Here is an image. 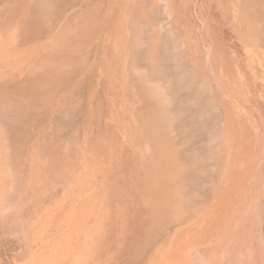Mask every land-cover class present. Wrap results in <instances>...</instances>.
I'll list each match as a JSON object with an SVG mask.
<instances>
[{
    "label": "rangeland",
    "instance_id": "obj_1",
    "mask_svg": "<svg viewBox=\"0 0 264 264\" xmlns=\"http://www.w3.org/2000/svg\"><path fill=\"white\" fill-rule=\"evenodd\" d=\"M42 1L0 0V99L14 100L8 116L0 102V264H237L245 252L264 264L251 0ZM22 16L39 19L26 28ZM63 68L74 96L50 118L55 96L35 104L25 91ZM146 100L164 144L144 138L156 131ZM163 146L186 170L170 175Z\"/></svg>",
    "mask_w": 264,
    "mask_h": 264
},
{
    "label": "bare ground",
    "instance_id": "obj_2",
    "mask_svg": "<svg viewBox=\"0 0 264 264\" xmlns=\"http://www.w3.org/2000/svg\"><path fill=\"white\" fill-rule=\"evenodd\" d=\"M40 2H43L42 0H39ZM40 2H39V4H40ZM46 3V2H45ZM47 4V3H46ZM245 11H247L246 12V15H247V13H250V16H252V21L250 22L249 21V26H251V28H252V31H253V34L251 35V37H249V39L253 42V43H256V44H258L259 46H262L263 48H264V0H251V2H250V5H249V7H246L245 8ZM32 12V11H31ZM34 15H36V13L33 11L32 12ZM30 17L32 18V16H25V18H23V16H22V18L21 19H18L19 21H18V24H23V23H25V25H26V28L28 27V28H31V27H33L34 26V24H33V22L35 21H37L39 18H37V16H33L34 18L36 17L37 19H34V20H31L30 19ZM26 18H28L27 20H26ZM246 19H248V17H246ZM26 21V22H25ZM24 25V26H25ZM21 26V25H20ZM21 28V27H20ZM249 28V27H248ZM248 31H249V29H248ZM251 31V30H250ZM250 31H249V33H250ZM72 71H73V69L72 70H68V71H66V69L65 68H63V69H60V70H57L56 72H54L51 76H47L42 82V84H37V87L35 88V89H33V90H31L30 88L27 90V91H25L26 92V94L25 95H29V96H31L32 97V99L33 100H35L34 101V103L35 104H37L39 101H42V97L44 98V97H48V98H50L51 97V99H49V100H52L53 98H52V96L51 95H53V97H54V103H52L51 104V106L50 107H48V110H50V113H48V114H50V118L52 117H54V114L55 113H57V112H60V111H62V110H64V109H66L67 108V105L70 103V102H72V99H73V96H74V92H73V89L69 86V83H68V80H70L71 79V76H72ZM28 79V78H27ZM25 82H27V81H25ZM48 82V83H47ZM49 83H51V85L49 84ZM52 83H56V84H58V85H54V86H56V88L54 89V92H52V89L54 88V87H52V89H50L49 88V86H52L53 84ZM30 83H28V85H29ZM48 84H49V86H48ZM31 85V84H30ZM34 85L36 86V84L34 83ZM33 85V86H34ZM22 86V85H21ZM144 89L145 90H147V88L146 87H144ZM40 91H42V92H40ZM164 92V91H163ZM152 93V92H151ZM150 93V94H151ZM51 94V95H50ZM153 94V93H152ZM158 94V93H157ZM160 94V93H159ZM159 94H158V96H159ZM162 94V93H161ZM56 96H58V97H56ZM154 96V95H153ZM160 96H163V95H160ZM8 97V96H7ZM11 97V96H10ZM10 97H8V99L10 100V99H12V97L10 98ZM20 97V96H19ZM149 97H150V95H149ZM156 97H157V95H156ZM22 98H23V96H22ZM48 98L46 99V98H44V99H46V100H48ZM160 98V97H159ZM158 98V99H159ZM25 99V98H24ZM93 98L92 97H90V103H91V100H92ZM1 100L3 101V99H0V102H1ZM9 100L8 101H5V102H7V105L5 106V102L3 101V103H5L4 104V106L5 107H9ZM17 100V99H16ZM160 101H162V99H159ZM158 100V101H159ZM11 102L13 101V103H14V100L12 99V100H10ZM19 101H21V100H19ZM24 101V100H23ZM28 101V100H27ZM26 101V102H27ZM97 101V100H96ZM151 101H152V99H151ZM25 102V101H24ZM43 102V101H42ZM146 103H145V105H146V109H148L149 110V114L148 115H146V117H147V120L149 121H151L154 125H155V129H156V131H154V133L151 135L149 132H148V134H149V136H145L144 138L145 139H149L150 137H152V138H150V139H152V140H155V139H159V140H161L162 141V137H159L160 135H161V133L159 132L160 130H161V125L163 124H161V121H163V120H161L160 118V114H161V112H160V114H159V110H157V108H156V110H155V108L153 107V105H150L151 104V102H149L148 103V101L146 100L145 101ZM152 102H154V101H152ZM15 103H17V101L15 102ZM20 103V102H19ZM50 103V101L48 102V104ZM93 103V102H92ZM155 104H156V102H154ZM161 103V102H160ZM2 104V103H1ZM26 104V103H25ZM47 104V103H46ZM27 105L29 106V104L27 103ZM144 105V104H143ZM4 106H2V109H0V111L2 112V110H3V107ZM17 106H19V104H17ZM17 106H15V107H17ZM22 107V106H21ZM20 107V108H21ZM43 107H45V106H43ZM145 107V106H144ZM159 107V106H158ZM1 108V107H0ZM14 108V107H13ZM35 108H36V106H35ZM6 109V108H5ZM8 109H9V111H8ZM8 109H6V111L4 110V112L3 113H5V112H11L10 111V109H11V107H9ZM26 109H28V108H26ZM93 109V108H92ZM145 109V108H144ZM159 109V108H158ZM16 110V111H15ZM19 109L17 108V109H14V111H15V113L18 111ZM21 110V109H20ZM73 109H72V107H71V109L70 110H66L68 113H70V111H71V117H72V112H74V111H72ZM75 110V109H74ZM13 111V110H12ZM93 111H94V109H93ZM93 111L91 112V113H93ZM160 111H162L161 110V108H160ZM24 112V111H23ZM26 112V111H25ZM8 113H5V115H7L8 116ZM12 113V112H11ZM61 113H63V111L61 112ZM95 113V112H94ZM103 113V112H102ZM10 114V113H9ZM20 114V113H19ZM24 114V113H23ZM46 114V113H45ZM64 114V113H63ZM66 114V116L65 117H67L68 115H67V113H65ZM36 115V114H35ZM69 115V116H70ZM107 115V114H106ZM105 115V116H106ZM11 116V115H10ZM45 116V115H44ZM43 116V117H44ZM56 116H58V114L56 115ZM62 117V116H61ZM65 117H63L64 119H65ZM101 117V116H100ZM146 117H145V119H146ZM14 118H16L15 120H17V117H14ZM23 119L24 121H27V123L29 124H32V125H35V123L38 121V118L37 117H35V118H31V119H27V118H23V115H20L19 116V120L20 119ZM60 118V116H58V119ZM0 119H1V115H0ZM4 119L7 121L8 119L4 116ZM11 119H12V117H11ZM10 119V120H11ZM43 118L41 117V119L40 120H42ZM55 119H56V117H55ZM57 119V120H58ZM104 119V118H103ZM19 120H17V121H19ZM1 121V120H0ZM4 121V120H3ZM9 121V120H8ZM44 121V120H43ZM99 121H100V119H99ZM165 121V120H164ZM163 121V122H164ZM12 122H13V120H12ZM47 122V121H46ZM166 122V121H165ZM54 123H57V121H55ZM107 123V122H106ZM148 123V122H147ZM61 124V123H60ZM167 124V123H166ZM10 125H11V123H10ZM9 125V126H10ZM59 125V124H58ZM4 126V125H3ZM145 126H146V124H145ZM162 127H163V125H162ZM164 128V127H163ZM57 129H59V128H57ZM76 129V128H75ZM154 129V130H155ZM56 130V129H55ZM60 130H61V128H60ZM146 131V130H145ZM72 132H74V134H77V133H75V131H72ZM162 132V131H161ZM62 133V132H61ZM56 134V133H55ZM64 134H66V133H64ZM69 134V133H68ZM70 134H71V132H70ZM69 134V136H71ZM145 134L147 135V133L145 132ZM151 135V136H150ZM166 139V138H165ZM65 140V139H64ZM69 141H70V139H69ZM165 141V140H164ZM167 141V143L169 142L168 140H166ZM171 141V140H170ZM145 142H146V140H145ZM152 142V141H151ZM156 142H158V141H156ZM156 142H153V143H155L156 144ZM150 143V142H149ZM159 143H161V142H158V145H159ZM162 143H163V141H162ZM166 143V144H167ZM170 143V142H169ZM168 143V144H169ZM244 143V142H243ZM154 144V145H155ZM164 144V143H163ZM64 146V145H63ZM160 146V145H159ZM165 146V145H164ZM163 146V147H164ZM167 146H169V145H167ZM260 146V145H259ZM162 146H160V148H161ZM173 147V146H172ZM57 148H59L61 151H62V157L60 158V159H63L64 157H65V152L67 151V149H65L64 147H62L61 146V144L59 143L58 145H57ZM158 148V147H157ZM165 148V150H166V152H165V150H162V151H164V152H160L159 154L160 155H162L163 153H164V155L165 156H167V154H168V156H170V155H172L174 152H172V151H174V150H170V148L169 147H164ZM168 148V149H167ZM161 149H163V148H161ZM158 150H160V149H158ZM167 150H169V151H171V152H169V151H167ZM65 151V152H64ZM148 152H149V149H148ZM153 152V151H152ZM152 152H151V155H152ZM156 152L158 153V151L156 150ZM155 152V153H156ZM167 152H169V153H167ZM156 153V158H157V154ZM171 153V154H170ZM175 153H176V151H175ZM148 154H150V153H148ZM170 154V155H169ZM176 155V154H175ZM174 155V156H175ZM229 155V154H228ZM145 156V155H144ZM149 156V155H148ZM163 156V155H162ZM167 156V157H168ZM174 156L172 155L171 157H173L174 158ZM170 157V158H171ZM156 158H155V160H156ZM160 158H161V162H163L164 160H162L163 158L160 156ZM173 158H171V159H169L168 158V160H172L171 162H172V164L170 165V166H173V169H170V167L168 166V170H171L170 171V175H172L171 173L173 172L172 170H175V169H177V167H180V165H181V167L180 168H178L179 170H175L173 173H177V174H179L178 172H180V169H182V167H184V168H186L187 166L185 165V166H182V164H180V162H177V163H174V162H176V161H174V160H177V159H173ZM202 158V157H201ZM227 159H229V158H227ZM261 160V159H260ZM167 160H165L164 162H166ZM58 162V161H57ZM160 162V161H159ZM163 162V163H164ZM168 162V161H167ZM166 162V163H167ZM191 162V161H190ZM194 162V161H193ZM59 163V162H58ZM163 163H162V171L165 169V168H163V167H167V165L165 166V165H163ZM189 163V162H188ZM174 164H176V165H174ZM180 164V165H179ZM192 164V163H191ZM179 165V166H178ZM195 165V164H194ZM193 165V166H194ZM66 166V165H65ZM177 166V167H176ZM193 166H191V167H193ZM63 167V166H62ZM155 167H157V166H155ZM250 167L251 166H249V169L248 170H250ZM262 167V166H261ZM183 168V169H184ZM67 169V168H66ZM182 169V170H183ZM251 169H253L252 167H251ZM64 170V169H63ZM161 170H160V172H161ZM166 170V169H165ZM167 170V171H168ZM181 170V172L180 173H182L183 171ZM184 170H186V169H184ZM247 170V171H248ZM65 172V171H64ZM164 172H166V171H164ZM162 174H163V172H161ZM175 173V174H176ZM161 174V175H162ZM166 174H168L167 172H166ZM254 174V173H253ZM165 175V174H164ZM169 175V174H168ZM182 175H185V174H182ZM188 175V174H187ZM175 176H178V175H175ZM175 176H172V177H175ZM180 176H181V174H180ZM186 176V175H185ZM252 176V175H251ZM164 177V176H163ZM168 177H170V176H168ZM168 178L169 180H171V182L170 183H172L173 182V180L175 179H173V178ZM178 177H176V179H177ZM180 178V177H179ZM178 178V180H180ZM189 178V177H188ZM163 179V178H162ZM182 179H187L186 177H182ZM177 180V181H178ZM175 181V180H174ZM177 181H176V183H177ZM181 181H184V180H180V182L178 181V183H180L181 184ZM186 182V181H185ZM188 182H189V179H188ZM169 183V182H168ZM174 183V182H173ZM172 183V184H173ZM253 183V182H252ZM180 184H178L179 186H180ZM171 185V184H170ZM174 185H176V184H174ZM182 186L184 185V184H181ZM161 186V185H160ZM168 186V185H167ZM167 186H165V187H167ZM171 187H173V185L171 186ZM171 187H169V188H171ZM220 187V186H219ZM251 187V186H250ZM178 188H180L181 189V186L180 187H178ZM179 190V189H178ZM169 191V190H168ZM171 191V190H170ZM174 191H177V189L176 190H174ZM173 191V189H172V192H174ZM134 192V191H133ZM149 192V191H148ZM178 192V191H177ZM181 192H182V189H181ZM179 193V192H178ZM170 194H172L173 195V193H170ZM170 194H167V195H170ZM217 194V193H216ZM178 195V194H177ZM249 195H250V193H249ZM253 195V194H252ZM175 196H176V193H175ZM190 196H191V194H190ZM156 197V196H155ZM167 197V196H166ZM173 197V196H172ZM171 198V197H170ZM177 198H178V196H177ZM190 198V197H189ZM175 199H176V197H175ZM179 199V198H178ZM177 199V200H178ZM166 200V199H165ZM177 200H175V201H177ZM174 204H176L177 205V202H174ZM173 204V205H174ZM174 207H176L175 205H174ZM159 208V207H158ZM172 208H173V206H172ZM171 208V209H172ZM160 210H161V207H160ZM174 210H175V208H174ZM173 210V211H174ZM162 211V210H161ZM135 213V212H134ZM157 213V212H156ZM236 213V212H235ZM171 214V213H170ZM157 216H159L158 214H156ZM235 215V214H234ZM203 216V215H202ZM235 217V216H234ZM233 217V218H234ZM159 218V217H158ZM157 218V221L158 220H160V219H158ZM161 218V217H160ZM203 218V217H202ZM231 218H232V216H231ZM198 220V219H197ZM196 220V221H197ZM191 222L190 223H193L192 221H194L193 219H191L190 220ZM238 221V220H237ZM201 222V221H200ZM162 223V222H161ZM198 223H199V221H198ZM202 223V222H201ZM255 225V224H254ZM156 227V226H155ZM226 228V227H225ZM155 229V228H154ZM231 229V228H230ZM154 231V230H153ZM220 232H222V230L220 231ZM229 232V231H228ZM220 234V233H219ZM220 236V235H219ZM245 236H247V235H245ZM264 236V235H263ZM221 238V237H220ZM262 238V237H261ZM215 240H217V239H215ZM264 240V239H263ZM241 241V240H240ZM207 242V241H206ZM212 242H217V241H209V242H207V243H212ZM196 243H197V241H196ZM238 250V246H236V249H235V251H237ZM241 250V249H240ZM251 251V250H250ZM239 252V251H238ZM245 252V251H244ZM248 252H249V250H248ZM252 252V251H251ZM250 253V252H249ZM238 255H242L243 257H244V255L246 256V257H248V253L247 252H245L244 253V255L243 254H238ZM237 255V264H248V263H242V261H241V259L240 258H242V256H238ZM246 257H244V258H246ZM243 258V259H244ZM245 260V259H244ZM243 260V261H244ZM249 260V259H248ZM250 260H251V258H250ZM247 261V260H246ZM252 261V260H251Z\"/></svg>",
    "mask_w": 264,
    "mask_h": 264
}]
</instances>
